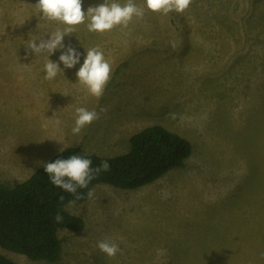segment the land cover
Returning a JSON list of instances; mask_svg holds the SVG:
<instances>
[{"label": "rangeland", "instance_id": "rangeland-1", "mask_svg": "<svg viewBox=\"0 0 264 264\" xmlns=\"http://www.w3.org/2000/svg\"><path fill=\"white\" fill-rule=\"evenodd\" d=\"M37 2L0 0V183L26 180L69 146L124 154L153 125L188 140L192 154L149 185L99 184L64 206L84 226L58 230L57 262L0 253L16 264H264V0H192L168 14L134 0L144 15L126 28L76 26L64 44L82 53L80 63L97 47L111 64L100 98L77 82L80 64L44 79L47 54L26 44L67 26L42 18ZM101 3L83 0L82 10ZM79 107L99 119L74 135ZM100 241L120 251L109 257Z\"/></svg>", "mask_w": 264, "mask_h": 264}, {"label": "trees", "instance_id": "trees-1", "mask_svg": "<svg viewBox=\"0 0 264 264\" xmlns=\"http://www.w3.org/2000/svg\"><path fill=\"white\" fill-rule=\"evenodd\" d=\"M78 154L89 158L92 167L103 161L108 171L94 175L87 188L70 194L50 182L44 166L26 180L8 186L0 183V248L23 255L32 261L55 263L61 254L58 230L79 231L84 221L63 209L69 203L79 204L99 184L122 190H135L153 183L168 171L181 167L192 154V146L180 135L160 125L146 127L129 138V150L121 155L101 157L85 154L80 147H65L47 163ZM63 217L62 222L56 216ZM0 264H16L0 253Z\"/></svg>", "mask_w": 264, "mask_h": 264}, {"label": "clouds", "instance_id": "clouds-1", "mask_svg": "<svg viewBox=\"0 0 264 264\" xmlns=\"http://www.w3.org/2000/svg\"><path fill=\"white\" fill-rule=\"evenodd\" d=\"M148 10L155 13L168 14L170 12L183 13L192 4V0H145ZM42 18L50 21H58L66 25L63 30H57L44 38V33L36 36L26 48L34 53L47 54V61L44 64V79L54 80L64 69H72L80 64L76 71L77 82L84 85L92 96L100 98L103 96L106 85L111 79L112 67L105 58L104 53L97 47L86 50L83 63L81 64L82 53L72 45L64 44V37L74 32L75 27L85 24L89 32L104 33L116 27L126 28L134 18H141L144 9L138 6L134 0H126L121 4L119 0H103L97 6H90L87 12L82 10L83 0H38L35 4ZM39 40V44L36 41ZM56 51H60L58 61H52L49 57ZM61 64L63 68H61ZM101 111H104L101 109ZM99 119V113L95 110H88L84 107L76 109L72 133L78 135L83 128ZM57 127L61 121H55ZM58 141V140H57ZM60 142V141H58ZM61 151H64L62 148ZM110 165L103 161L100 166L93 168L89 158L78 154L69 156L67 159H56L44 165L45 172L49 175L50 182L62 190L76 195L77 190L87 188L96 173L108 171ZM92 196V192L88 193ZM63 217L56 216V221L62 222ZM97 247L109 257L115 256L119 246L108 241H100Z\"/></svg>", "mask_w": 264, "mask_h": 264}, {"label": "crops", "instance_id": "crops-1", "mask_svg": "<svg viewBox=\"0 0 264 264\" xmlns=\"http://www.w3.org/2000/svg\"><path fill=\"white\" fill-rule=\"evenodd\" d=\"M31 175V174H30ZM30 177V176H29Z\"/></svg>", "mask_w": 264, "mask_h": 264}]
</instances>
